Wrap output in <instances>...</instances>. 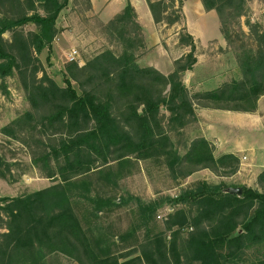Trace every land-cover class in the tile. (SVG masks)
I'll use <instances>...</instances> for the list:
<instances>
[{
  "label": "trees",
  "instance_id": "obj_1",
  "mask_svg": "<svg viewBox=\"0 0 264 264\" xmlns=\"http://www.w3.org/2000/svg\"><path fill=\"white\" fill-rule=\"evenodd\" d=\"M201 1L217 13L240 77L191 92L184 77L197 63V48L186 28L179 42L190 51L174 62L172 73L142 67L137 61L145 41L129 2L102 27L108 45L84 64L67 62L60 85L39 55L46 47L52 51L59 15L70 0H0L1 87L9 94L6 80L16 76L30 103L1 132L20 141L32 165L51 180L43 189L0 197V264H37L54 252L78 264H264V171L258 187L203 179L174 198L143 201L123 192V182L142 165L166 170L176 183L205 169L232 177L240 168L236 154L217 155L211 141L187 131L200 108L258 110L264 29L247 20L254 41L248 44L234 30L248 0ZM148 2L161 22L168 5ZM182 4L165 18L169 23L182 19ZM27 24L36 26V36L24 30ZM3 165L1 159L0 176L6 178ZM229 187L243 191L227 192ZM166 204L173 211L160 224Z\"/></svg>",
  "mask_w": 264,
  "mask_h": 264
},
{
  "label": "crops",
  "instance_id": "obj_2",
  "mask_svg": "<svg viewBox=\"0 0 264 264\" xmlns=\"http://www.w3.org/2000/svg\"><path fill=\"white\" fill-rule=\"evenodd\" d=\"M129 2L135 9L136 20L142 28L145 41V49L137 61L140 66H153L165 75L172 73L174 62L190 51L189 46L181 45L179 42L180 32L186 28L193 36L197 48V63L184 77V83L191 92L211 90L204 89L209 79L216 80V87H218L223 82L240 77L238 73L229 79L215 77L220 70L224 75V64H221L220 56L216 57L213 51L218 48L219 51L227 54L230 52V48L222 36L220 20L218 22L214 14L216 12L214 10L207 11L201 0H183L182 19L174 23H169L165 18L174 16L172 12L179 8V0H164L168 8L162 12L165 18L159 23L155 21L148 0H70L69 5L59 15L57 22L59 33L53 41L52 51L46 47L39 55L40 59L45 55L46 61L50 57V60H55V66L61 68L59 72L62 83L58 82L60 85H63V72L65 65L69 62V53L72 50L68 52V43L81 41L82 44L86 42V46L90 50H101L103 47L100 49L95 44L102 41L104 46L108 45L102 33L103 25L122 12ZM31 25V30L26 32L36 36V26ZM7 33H10V37H6ZM12 34V31H7L4 36L11 40ZM89 37H92L91 41H87ZM64 50L67 52L65 59ZM206 52L210 54L207 58L204 57ZM84 62L85 57L81 56L80 63L84 64ZM39 73L38 76L41 77L42 73L41 75ZM73 82L75 85L77 84L80 91H86V87L81 83ZM197 115L199 120L190 129L197 130L198 135L211 141L216 146L217 155L233 153L240 158V168L232 178L243 175L246 170L245 164L242 162L244 156L252 161V164L246 163L251 165L249 170L261 167L255 177V182H257L258 175L264 171V163L258 162V157H264L262 143V139L264 142V96L260 98L258 110L255 113L200 108L197 109ZM247 152H249V158L245 155ZM50 258L68 264L70 262V264H78L76 260L61 252H54L37 264H47Z\"/></svg>",
  "mask_w": 264,
  "mask_h": 264
},
{
  "label": "rangeland",
  "instance_id": "obj_3",
  "mask_svg": "<svg viewBox=\"0 0 264 264\" xmlns=\"http://www.w3.org/2000/svg\"><path fill=\"white\" fill-rule=\"evenodd\" d=\"M83 3L85 4V2ZM214 14L216 16V20L219 22V17L218 15H216L217 13ZM247 20H250L253 23L260 24L262 29H264V0H248V10L246 15L243 16L240 19V22L237 23L234 27V30L240 34L241 39L252 45L254 41L249 27L246 24ZM31 26V24L25 25L24 30H31ZM6 37H10V33H7ZM91 40L92 37H89L87 39V41ZM72 43L73 42L68 43V52L69 50H73V48H76L78 50V56L76 60L78 61L81 60V56H90L99 50H90V48L86 46V42H83L82 44L81 41L75 42L73 44ZM101 43L103 44V42L100 41V43L95 44V46L100 47L101 49L102 47H104V44L102 45ZM113 48L116 51H119L118 46H113ZM217 50L218 48H216L213 52L215 53L216 57L220 56L222 61L221 64H224V75L221 74L222 70H220V72L215 75V77L220 76L222 79H229L231 78V76L235 77V73H238V76H240V71L238 69L235 54L230 49V52L227 54L226 52ZM65 53L67 54L66 50H64V59L66 58ZM206 53L204 54V57L207 58L209 53ZM44 57L45 55H43L41 57L42 59L40 60L46 71L50 73L49 75L52 76L57 82L62 83L61 73L59 72L61 68L59 69V67L55 66V60L53 61L51 59L50 61H46ZM39 74L41 75V72ZM220 74L223 76H221ZM1 84L2 80L0 79V160L4 159L5 166L7 164L12 165L10 167V171H7L4 165L2 167L6 173V178H2L0 176V197H14L27 192L43 189L51 184V180L43 178L40 171L32 165L30 152L24 145H22L20 141L6 137V135L1 132V129L4 126L14 120L21 112L27 110L30 105L29 94L27 91H25V89H23L22 83L16 76L9 77L6 80L9 94H6L3 91ZM216 85V80L209 79L207 80V84H205L204 89H213L216 87ZM190 128H188L187 132L191 137L198 135V133L196 132L197 130L194 131ZM262 143L264 145L263 139ZM248 153L249 152H247L245 155H247L249 158ZM246 159L247 158H244V156L242 157V162L246 167L243 175H239L234 178L220 177L210 170L205 169L194 173L192 176L188 177L186 180L180 181L179 183H176L172 179H170L168 172L164 169H159L151 165H142L143 170L141 172L123 182V192L125 193V195L130 194L135 198L142 199L143 201H150L152 199L164 197L174 198L180 193L182 189L195 184L198 180L203 179L211 183L225 181L229 184L235 183L244 184L251 187H258L257 182H255V177L257 176L256 174L261 167L256 168L252 171L249 170L251 165H248L246 163L252 164V161L250 160V158L247 160ZM258 162L261 164L264 163V157H258ZM242 167H244V165H242ZM133 203H135V201H133ZM170 211H173V208H171L170 204H166L164 208L159 211L157 221L160 224H164L163 222ZM127 218L128 216L126 218L124 217L125 220H123V222L125 224H127L128 222ZM47 264L68 263L62 261L60 262L58 260L50 258L48 259ZM244 264H250V261L245 262Z\"/></svg>",
  "mask_w": 264,
  "mask_h": 264
},
{
  "label": "water",
  "instance_id": "obj_4",
  "mask_svg": "<svg viewBox=\"0 0 264 264\" xmlns=\"http://www.w3.org/2000/svg\"><path fill=\"white\" fill-rule=\"evenodd\" d=\"M227 192H231V193H234V194H238V195H241L242 193V188L241 187H229L226 189Z\"/></svg>",
  "mask_w": 264,
  "mask_h": 264
},
{
  "label": "built area",
  "instance_id": "obj_5",
  "mask_svg": "<svg viewBox=\"0 0 264 264\" xmlns=\"http://www.w3.org/2000/svg\"><path fill=\"white\" fill-rule=\"evenodd\" d=\"M78 50L75 48L69 53V61H74L77 59Z\"/></svg>",
  "mask_w": 264,
  "mask_h": 264
}]
</instances>
